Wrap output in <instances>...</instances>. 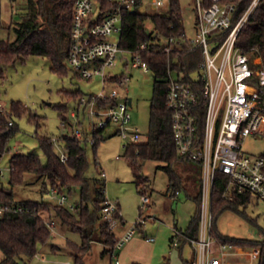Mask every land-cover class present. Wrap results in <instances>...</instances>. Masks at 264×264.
<instances>
[{"label":"built area","instance_id":"built-area-1","mask_svg":"<svg viewBox=\"0 0 264 264\" xmlns=\"http://www.w3.org/2000/svg\"><path fill=\"white\" fill-rule=\"evenodd\" d=\"M209 1L207 5L206 0H197L194 36L189 37L184 29L179 35L166 38L153 29L151 40L130 49L121 45L126 15L136 10L158 12L167 8L170 0H74L68 63L80 78L98 79L102 89L97 94L80 98V107L89 108L92 115V135L80 128L72 133L82 142L93 144L97 130L116 125L117 133L126 140L125 146L148 141V134H142L138 127L130 125L131 104L129 98H122L119 89L128 90L131 76L113 70L122 61L127 69L132 66L152 72L145 54L151 49L165 53L168 58L166 101L172 112L174 141L179 154L199 161L203 172L198 236H190L175 227L173 244L178 246L183 238L193 247L191 264H253L260 251L257 253L254 249L224 243L212 235L210 203L217 172L228 177L224 197L249 193L264 202V155H250L243 147L244 139L251 134L264 135V55L251 56L237 45L243 26L261 0H252L237 20H233V3ZM198 49L202 58L198 68L189 76L173 68L181 53ZM111 84L114 85L112 89L106 91ZM0 111H7L2 104ZM202 111L203 129L200 128ZM71 115L77 117V112L73 111ZM79 122L76 120V124ZM13 123L11 119L8 125ZM59 139L63 140L62 137H53L54 142ZM0 154L1 157L3 153ZM60 156L64 162L68 159L63 149ZM10 169L12 171L11 166ZM3 175L0 169V179ZM101 175L102 178L106 176L104 171ZM46 198L74 209V203L57 188H52ZM142 199L148 206L151 198L144 194ZM8 212L32 213L24 204L0 203V217ZM117 212L121 215L119 203L107 198L102 214L112 229L121 222L115 216ZM46 223L52 231L56 230L54 218H48ZM145 223L146 219L141 218L127 230L119 238L117 248L137 233L138 225ZM148 240H154V237L149 236ZM214 244H217L216 252H213ZM240 257L247 258L248 262L236 261L235 258Z\"/></svg>","mask_w":264,"mask_h":264},{"label":"trees","instance_id":"trees-1","mask_svg":"<svg viewBox=\"0 0 264 264\" xmlns=\"http://www.w3.org/2000/svg\"><path fill=\"white\" fill-rule=\"evenodd\" d=\"M226 1L235 5L233 20H237L252 0ZM206 4L209 5L210 1L206 0ZM73 6L74 0H27L21 19L14 26L15 37L13 39L0 38V81L6 77L5 69L9 65L31 55L47 57L51 62V68L56 73H66V62L71 48ZM148 21L154 25L153 29L166 38L179 35L185 29L181 1L170 0L169 6L158 12L136 10L128 13L124 22L121 45L125 48L135 49L140 43L151 40L153 29L149 30L147 27ZM237 45L251 56L258 53L264 55V0L259 2L243 26ZM145 57L149 60L155 77L154 95L150 106L149 139L146 142L130 143L126 146L125 155L143 184L145 182V178L142 177L143 163L149 159L164 163L162 167L169 177V191L172 190L176 195L180 189H185L196 202V211L188 228L183 230L188 235L196 237L200 227L201 177L197 178L198 189L191 195L190 190L188 191L183 185L182 175L177 169V164L180 162L187 164L188 161L196 160L180 155L174 141L172 112L166 101L168 58L165 53L156 49H151L148 54H145ZM173 58L174 55H172ZM201 58L199 49L186 51L178 56L177 62L173 63V68L183 71L189 76L198 68ZM78 93L72 92L68 95L75 97ZM78 96L81 98L83 94L80 93ZM79 107L80 101L78 109ZM59 108L62 121L72 124L70 116L67 114V106L60 105ZM27 111V107L21 103H13L12 111L5 113L0 111V153L6 151L9 139L18 129L14 120L13 125H8L9 121L13 119V114L20 116ZM202 114L203 111L200 114L201 129L204 126ZM30 116L39 125L40 116L32 112H30ZM78 124H82V122ZM102 131L103 129H99L96 132L94 149H96L99 140L104 137ZM38 137L40 147L46 155V161H43L36 152L14 153L10 160L12 167L10 185L9 187L0 185V203L24 204L32 211V213L8 212L0 217V248L4 253L0 264H22L34 257L39 245L45 244L52 237V230L46 220L52 218L53 215L80 234L81 243L70 244L73 248V255L79 262L96 240L105 244V252L114 253L117 251L119 238L116 237L109 222L103 219L102 214L104 202L107 200L106 183L104 178L87 176L89 162L87 150L82 141L73 133L62 136L68 155V159L64 162L55 150V142L52 137L47 135H38ZM85 143L87 144V142ZM196 162L201 167V163ZM27 174H34L45 180L41 189V200H22L15 197L14 187L23 184ZM227 181L226 175L217 172L210 203L212 235L224 243L249 249L259 246L260 254L257 264H264V238L249 239L225 235L217 226V220L225 210H239L240 206L246 205L252 197L249 193L237 194L233 198L224 197L223 192ZM52 188H57L59 193H64L68 197L72 195L73 188H79V198L73 201L74 209L45 198ZM64 188H67L68 193ZM147 191V189L143 190L142 195L147 194ZM46 213L48 215H45ZM115 216L124 222L122 214L117 212ZM138 228L141 226L138 225ZM173 236L170 237L171 243H173ZM187 243L185 239H180L178 247L181 251ZM184 262L191 264L185 259ZM165 264L170 263L166 262Z\"/></svg>","mask_w":264,"mask_h":264},{"label":"rangeland","instance_id":"rangeland-1","mask_svg":"<svg viewBox=\"0 0 264 264\" xmlns=\"http://www.w3.org/2000/svg\"><path fill=\"white\" fill-rule=\"evenodd\" d=\"M183 7V22L189 37L195 35V21L197 16V0H180ZM27 0H0V38L13 39L15 37L14 26L20 21L25 9ZM149 30L154 28L151 21L147 22ZM131 56L128 55V58ZM67 70L64 74L56 73L51 68V62L45 56L31 55L25 59H18L5 69L6 77L0 81V103L7 111H12L13 103H21L27 107L28 111L22 115H14L13 120L17 123L18 129L8 141L7 149L0 157V169L3 177L0 185L9 187L11 175L10 160L16 152H36L43 161L46 155L39 144V136L61 138L64 134H72L77 128L84 129L91 136L92 115L89 108L83 106L78 109L80 93L87 96L91 93L97 94L102 87L98 79L91 81L80 78L68 61ZM115 73L127 72L131 80L127 84L128 90L119 88L122 98L132 99L130 113L132 116L130 125L140 129L142 134H148L150 127V106L154 95L155 77L153 72H145L140 68L130 66L128 69L119 61L113 70ZM177 77V72H174ZM114 85H108L106 91H110ZM76 93L75 97H70L68 93ZM66 105L68 116L72 124H62V116L59 106ZM85 109V110H84ZM77 112V117L71 113ZM85 111V114H84ZM30 112L38 114L39 125L34 121ZM82 124H76V120ZM118 127L110 125L103 133V139L99 140L96 149L90 142H82L86 147L88 156V177L102 178L104 171L106 183V196L108 199L117 201L121 206V214L124 218V226L129 230L135 226L141 218L146 219L145 225L137 230L132 239H140L139 252L151 259L152 264H185L184 259L191 261L194 259L193 247L189 244L181 249L170 242L173 235L175 223L178 229L186 230L196 211V202L185 189L172 197L173 191L168 189L169 177L162 162L149 159L142 165L141 183L140 176L127 159L126 140L117 133ZM55 150L60 154L61 149L65 150L63 140L59 139L55 143ZM245 151L250 155L264 154V135L251 134L243 141ZM119 156V157H118ZM97 164V165H96ZM190 165V166H189ZM178 172L182 175L183 185L186 186L190 194L198 189V177H201L202 169L196 161L177 164ZM45 180L38 178L34 174H27L25 182L14 187L15 197L22 200H41V189ZM147 189V195L151 198L149 206L143 204L142 191ZM68 193L67 188H64ZM79 188H73L72 195L68 200L73 202L79 198ZM192 195V194H191ZM46 198V196H45ZM45 215H48L46 213ZM56 225L63 223L57 216H52ZM62 223V224H61ZM121 223V222H120ZM64 225V224H63ZM219 230L229 236L263 239L264 238V202L258 201L254 196L250 198L246 205L240 206L239 210H225L217 220ZM115 232L122 235L123 231L115 227ZM155 237L151 244L145 240L144 233ZM57 232V234H56ZM45 244L38 247L37 254L22 264H52L59 256L60 259L79 264L73 255L71 243H81V236L78 232L64 225V231L59 228L52 231V236ZM97 239V238H96ZM126 242V245L131 242ZM54 245L60 247L53 250ZM101 242L98 240L92 244L93 258L96 259ZM216 245L213 252H216ZM257 253L259 246L253 248ZM106 264H115V258L111 254H105ZM4 253L0 248V261ZM259 254L255 256V263L258 262ZM98 258V257H97ZM236 261L248 262L247 258H235ZM168 260V261H167ZM234 260V258H233Z\"/></svg>","mask_w":264,"mask_h":264},{"label":"crops","instance_id":"crops-1","mask_svg":"<svg viewBox=\"0 0 264 264\" xmlns=\"http://www.w3.org/2000/svg\"><path fill=\"white\" fill-rule=\"evenodd\" d=\"M149 204H148V206H149ZM119 206H120V204H119ZM120 209H121V206H120ZM124 223L125 222H121V223L117 224V226H116V227H119V229H121L123 231V233H121L122 234L121 236L118 235L115 232L114 229H116V228L113 229V231H114V233H115L117 238L122 237L123 234L127 231L125 226H124ZM176 224L177 223H175V227H177ZM64 225L63 224L62 225H58L57 224L56 225V230L59 228V230H61V232H63L64 231ZM142 232L144 233V231H142ZM56 234H57V232H56ZM56 234H54L52 237H54ZM144 234H145L144 235L145 240L148 241L149 243L152 244L155 241V237H154V240H148L149 235L147 233H144ZM140 245H141V240L140 239H137V240L132 239L131 242H129L128 245H126V243H125L122 247L118 248L117 251H115L114 253H112V252L110 253V252H105V244L101 242L100 248H99L98 253H97V257L98 258L97 257H96V259L93 258L92 260H94V261H92V262L90 261V258L94 254L92 252V247H91V249L88 250L82 256V259L79 262V264H106V260H104L105 256H106L105 255L106 253H108V254L110 253L111 256L115 258V264H132L134 262H137V263H140V264H152L151 259H149V258L146 259V257L139 252ZM187 245H189V244L187 243L185 246H187ZM58 249H60V247H58L57 245H54L53 250L57 251ZM72 253H73V251H72ZM52 264H73V263H71L69 260L66 261L64 259H60L59 256H58L55 261H52Z\"/></svg>","mask_w":264,"mask_h":264},{"label":"water","instance_id":"water-1","mask_svg":"<svg viewBox=\"0 0 264 264\" xmlns=\"http://www.w3.org/2000/svg\"><path fill=\"white\" fill-rule=\"evenodd\" d=\"M129 103L132 104V99H131V98H129ZM0 155H1V154H0Z\"/></svg>","mask_w":264,"mask_h":264}]
</instances>
